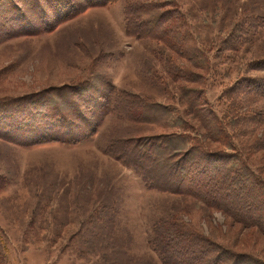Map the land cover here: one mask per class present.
Instances as JSON below:
<instances>
[{"label":"rangeland","instance_id":"1","mask_svg":"<svg viewBox=\"0 0 264 264\" xmlns=\"http://www.w3.org/2000/svg\"><path fill=\"white\" fill-rule=\"evenodd\" d=\"M44 1L0 0V99H34L46 91L37 98L44 105L47 92L58 89L54 105L63 107L67 98L82 106L79 90L89 82L84 110L100 121L94 136V124L79 127L76 144L21 146L0 137L2 264H163L150 243L158 220L192 228L216 255L229 251L241 264H264L263 190L245 167L248 161L264 177V82H258L264 81V0L172 1L166 10H178L187 21L207 56L203 69L162 42L129 35L125 6L131 0L50 21L58 24L53 32L40 25L9 33L18 28L13 4L30 16ZM241 28L256 36L237 47ZM180 48L193 50L191 44ZM172 59L188 64L194 82L183 74L173 77ZM108 85L132 101L139 97L175 112L182 124L162 128L108 112L103 100L100 105L91 99L101 100ZM68 87L80 89L69 93ZM190 91L200 93L194 110ZM173 131L196 136L227 160L218 161L216 204L149 189L110 152L112 142Z\"/></svg>","mask_w":264,"mask_h":264},{"label":"trees","instance_id":"2","mask_svg":"<svg viewBox=\"0 0 264 264\" xmlns=\"http://www.w3.org/2000/svg\"><path fill=\"white\" fill-rule=\"evenodd\" d=\"M118 1L82 0L81 3L76 4L73 0H45V4H37L30 13L31 17L37 18L36 20H31L28 13L25 14L24 11H21L20 6L13 4L16 13L12 14L16 17L12 20L18 28L9 33L14 35L19 28L30 31L40 25L53 32L58 24L53 27L49 24L50 21L54 23L60 18L77 16L92 8L113 5ZM172 1L131 0L127 2L125 6L127 33L137 38L148 37L162 42L175 52L178 51L179 54L184 55L187 61L192 62L193 68H202L201 66L207 64V56L203 53L201 46L194 43L195 37L191 28L183 16H180V12L176 9L173 10L174 12L166 10L167 7L173 5ZM239 33L237 39L240 43L237 44V47L252 43V39L256 36V34L250 35V29L241 28ZM172 35L173 38H171ZM184 44H191L192 53L183 52L180 47ZM234 47L236 48V46ZM170 72L174 78L180 76L178 74H183L188 82H194V76H188L190 74L188 64H181L172 59ZM83 84L85 85L83 89L77 88L80 89L81 99L79 102L84 104L83 107L78 104V100L72 103L67 98L64 100L63 107L54 105L53 98L59 95L58 89L47 92L49 96L45 97L47 99H45L44 105L40 104V100L37 98L42 97L41 95L46 91L35 95L34 99H30V97L0 99V115L3 114L5 117L0 120V123L4 124V126H0V137L21 146L29 143H33L31 146H34L52 142L66 143V141L73 144L78 143L81 140L77 132L78 129L83 126L89 128L93 124L95 125L96 121H100V118H95V114H86L84 110L85 102L82 99L86 94L85 98L88 97L90 93H87L89 89L86 87L89 82ZM76 90L73 87L65 88V91L69 93H75ZM189 93L195 97L191 101L194 110L197 108V102L201 100L197 98L200 97L197 96L200 93L196 91ZM48 97H52L51 103ZM91 99H95L100 105L104 101L108 112H118L121 117L129 121L171 129L182 124V120L175 115V112L160 108V106L139 97H134L132 101V97H123L120 91L110 85L107 86L106 94L101 100L96 96H92ZM17 107H20L23 112H16L14 108ZM137 108L141 111L140 114H135ZM193 114L196 116L195 112ZM209 115L213 119L211 122H215V115L210 112ZM202 122L204 126L207 124L205 119H202ZM208 126L211 127V124ZM194 130L195 128H193V132ZM96 133L97 125L92 131L89 130L90 136H94ZM211 135L209 134L207 137L210 138ZM84 136H88V131ZM29 137H31L30 140H28ZM205 148L207 146H203L196 136L186 134L185 131L184 133L173 131L151 138L115 141L110 145V152L125 166L135 170L149 189H155L162 193L193 196L201 202H205L206 205H210L217 203L212 200V189L216 184V173H221L218 161L222 160V164H227V160H224L222 155L214 154ZM224 156L227 159L230 157L227 154ZM237 161L240 163L242 160L239 161L237 158ZM245 167L247 175L261 183L264 197V177L257 174L254 165L249 164L248 161ZM150 243L161 256L163 264L244 263L237 254H230L229 251L217 253V255L214 253L216 249L208 251L209 243L198 232L189 227L169 223L166 220H158L154 224ZM204 258L206 259L205 263L202 262ZM2 262L3 258L0 254V264Z\"/></svg>","mask_w":264,"mask_h":264}]
</instances>
